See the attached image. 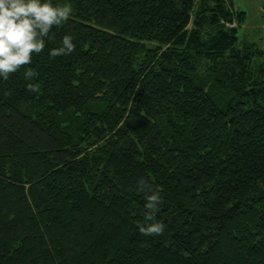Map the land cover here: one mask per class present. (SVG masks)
<instances>
[{"label": "trees", "instance_id": "trees-1", "mask_svg": "<svg viewBox=\"0 0 264 264\" xmlns=\"http://www.w3.org/2000/svg\"><path fill=\"white\" fill-rule=\"evenodd\" d=\"M0 80V264H264V50L232 0H54ZM70 33L67 56L48 50ZM40 91L30 92L24 72ZM161 190L144 236L137 182Z\"/></svg>", "mask_w": 264, "mask_h": 264}, {"label": "clouds", "instance_id": "clouds-1", "mask_svg": "<svg viewBox=\"0 0 264 264\" xmlns=\"http://www.w3.org/2000/svg\"><path fill=\"white\" fill-rule=\"evenodd\" d=\"M73 15L69 3L54 0H0V80L7 81L12 73L31 63L33 55L44 51L46 38L53 27L64 25ZM73 36L66 33L58 46L48 50V56L70 55L75 50ZM34 73L24 72L26 87L32 93L40 91L33 82ZM137 191L143 194V222L137 224L144 236L160 235L164 225L157 219L163 202L161 190L145 179L137 182Z\"/></svg>", "mask_w": 264, "mask_h": 264}, {"label": "rangeland", "instance_id": "rangeland-1", "mask_svg": "<svg viewBox=\"0 0 264 264\" xmlns=\"http://www.w3.org/2000/svg\"><path fill=\"white\" fill-rule=\"evenodd\" d=\"M237 11L246 13L239 37L264 50V0H232Z\"/></svg>", "mask_w": 264, "mask_h": 264}]
</instances>
